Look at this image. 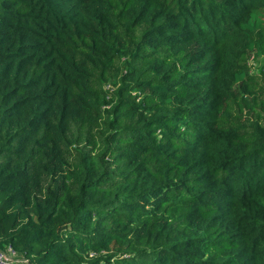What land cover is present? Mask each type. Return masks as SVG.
Instances as JSON below:
<instances>
[{"label":"trees","instance_id":"trees-1","mask_svg":"<svg viewBox=\"0 0 264 264\" xmlns=\"http://www.w3.org/2000/svg\"><path fill=\"white\" fill-rule=\"evenodd\" d=\"M10 246L20 264H264V0H0Z\"/></svg>","mask_w":264,"mask_h":264},{"label":"built area","instance_id":"built-area-1","mask_svg":"<svg viewBox=\"0 0 264 264\" xmlns=\"http://www.w3.org/2000/svg\"><path fill=\"white\" fill-rule=\"evenodd\" d=\"M23 262H27V260L19 258L16 251L11 246L6 251L0 249V264H20Z\"/></svg>","mask_w":264,"mask_h":264},{"label":"rangeland","instance_id":"rangeland-1","mask_svg":"<svg viewBox=\"0 0 264 264\" xmlns=\"http://www.w3.org/2000/svg\"><path fill=\"white\" fill-rule=\"evenodd\" d=\"M262 60L263 59H259V60L255 61V59H250L249 63L252 66V70L254 71V73L257 72L256 70H258L260 68ZM243 107L246 108V105L243 104ZM255 107L257 109H260L261 108V104L259 103V104L255 105ZM17 259H16V261H17Z\"/></svg>","mask_w":264,"mask_h":264}]
</instances>
